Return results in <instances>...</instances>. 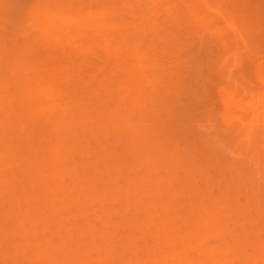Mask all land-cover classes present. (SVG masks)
Segmentation results:
<instances>
[{
  "label": "rangeland",
  "instance_id": "374dc122",
  "mask_svg": "<svg viewBox=\"0 0 264 264\" xmlns=\"http://www.w3.org/2000/svg\"><path fill=\"white\" fill-rule=\"evenodd\" d=\"M52 1L54 0L0 1V29L2 28V31L0 30V61H3L0 63V74H3L0 75V221L2 223H0V264H155L156 261L154 260L156 259H158V263L156 264H192L195 261H200V263H197L201 264L208 259H205L207 249H213L214 246L215 248H219L220 245L226 243H232V245L235 244L237 246V241H233L238 239V237H234L241 235V232L247 231V229L252 232L255 231V233L248 240L243 236L244 233L241 235L244 238L238 239V242L239 240L243 241L241 244L245 245L241 249L242 255H226L227 251L225 252V248H223L222 255L215 257L216 259L211 257L212 263L228 264L234 259L229 264H264V219L261 216L263 212L261 211L262 213H260V209L253 204L248 205L247 201L249 199L246 196L243 195L242 197V194L246 191L243 189L248 187H245V185L246 182L249 183L250 181H248V175L250 174H248V169L245 172L247 174L244 175L241 173L243 171L240 170L242 165H245L247 168L253 165L249 169V172L252 174V171L256 174V170L259 167H261L260 169L263 168L262 171H264V0H215L214 3L212 2L213 0H205V2L204 0H152L153 4L157 5V14L152 21H150L151 13L146 15V12L150 10L147 9V6L149 8L151 6V3L147 5L149 4V0H105L102 4L106 9H110V5L122 3L120 5L121 9H129L130 6L132 10L128 12L123 10L124 21L117 17V13L112 12L106 15V18L102 22L106 24L111 23V29L105 31L100 28L95 32L90 31L91 26L100 24L99 22H101L100 20L103 15H101L100 8L97 7V9L96 6L89 11L86 7L89 4H95L96 0H84L81 2L82 6L81 3H78L80 5H76V2H71L74 5L71 4L70 6L69 3L70 7H68V2L67 4L65 3L67 0H61L65 4L60 0ZM130 1L134 2L133 5L129 4ZM206 2L211 3L208 6ZM56 3L59 4L57 5ZM7 6L8 8L6 9ZM196 7L201 8L200 11ZM77 8L80 10L76 13L75 10ZM63 10H66L63 12L64 14L62 13ZM30 11H32L31 14L29 13ZM54 11H56L55 14ZM134 12L139 15L142 14L141 19L132 20ZM33 13L40 15L39 20L42 22L45 15H47L46 17L50 18L54 16V20H57V16H59V20L61 18L64 19V16L66 18L65 22H67L68 18L78 19L79 16V19L80 17L81 19H88L91 23L90 21L85 23L86 20H83L84 22L81 21L80 24L82 26H78V30L71 29L69 31L65 29V24L63 26L64 21H62L63 23L61 22L62 25L57 26L60 23L58 21L57 25L55 23V29L58 28L57 30L62 33L57 30L55 31L52 28L53 25L51 29L50 23H47L48 27L53 30H47L49 31L48 33L46 29L45 31L43 28L39 30V25L41 24L40 26H42V22L40 23L37 18L38 25L36 24V26L39 28L34 27V30L36 29L34 31L32 30L33 28H30L35 24L33 25L32 22H29L28 26L27 21L30 19L34 23V18L38 16L33 15ZM9 22H12L11 27H8ZM126 24L130 25V29H140L146 26V31H141L142 33H136L138 31L135 33L134 31L131 32L130 29H125ZM22 29H24L23 32ZM30 30L32 32L29 34ZM15 31L19 34L13 33ZM31 40L33 41L31 42ZM1 66L4 68H1ZM200 72L203 74H201L202 78L199 76ZM5 73L6 76L4 75ZM7 73H9V76ZM15 79L18 80L15 81ZM203 79L204 81H202ZM5 80L11 83V87L9 83L7 85V81L5 82ZM17 82H22L23 84L21 83L19 86L18 83V86L14 87L17 85ZM6 86L9 89L6 90ZM27 87H30L28 89L31 91V94L38 89H40V94L44 91V95L48 94L52 97L51 100L54 99L52 101L54 104H52L51 100H49L50 102L48 100V102L46 100L42 101V98L45 96L43 94V97L40 96L39 91H36V95L38 93V97H41L40 102H38L39 98H33L32 103L34 104L35 102L33 101L36 100V104L28 103V99L30 101L32 98H28L29 96H27L31 95L29 91L27 92ZM45 89H47V93ZM53 89L55 90L53 91ZM36 95L34 92V97ZM48 95L45 98L50 99ZM79 95L82 98L78 100L84 99L82 101L89 103L88 106L84 104L85 106L81 107L80 102L79 107L81 108L74 105ZM22 96L23 99L20 98ZM73 96H76V98L72 99ZM90 96L95 97H92L91 102L89 100L91 99ZM26 98L28 99L25 102L27 101L28 105L24 102ZM4 100L6 101L4 102ZM7 100H12L11 102L9 101L12 105H7ZM18 100H23L24 104ZM71 100L75 101H73L74 104H71ZM2 102L8 107L4 104L1 105ZM19 102L21 108H19ZM29 104L32 106L27 108L30 109L29 111L24 107L22 108L23 105L28 107ZM46 104L50 107L52 106V109L48 108L51 111L53 110L54 113L53 111L49 113L47 110L45 112ZM95 104L97 105L95 106ZM37 105L39 108H36ZM44 105L46 106L43 107ZM1 108L4 110L3 112ZM65 108L67 109L66 111ZM73 108L79 110L75 112ZM18 109H20L19 111L22 114ZM21 109L25 110L22 111ZM39 109L44 110V112ZM82 109L86 110L87 114L84 111L83 113ZM35 110H38L37 113L39 114H36ZM60 110L63 111L61 112ZM40 111L42 114H40ZM70 112L74 114L79 112V118L74 117V114H70ZM44 113L47 115L44 116ZM27 116L29 117L25 118ZM49 116L51 117L49 118ZM71 117L74 118L71 119ZM42 118L45 119L42 120ZM46 118L48 119L46 120ZM60 118L65 121L60 122L62 121ZM67 119L70 122H67V125H65ZM82 120H86V122L84 121L83 123ZM59 123H61L62 127L65 126L63 128L64 132ZM55 124L59 125V129ZM83 124L86 125L83 126ZM148 125L154 126L153 129H157L149 131L148 128L151 129V127ZM86 126L91 129H98L96 130L98 132L96 133L94 132L95 129L91 130L88 127L86 129ZM223 126L225 129H222ZM53 127H56V130L61 129V132L64 134L58 133L59 131H57V134L56 130L53 132ZM83 127L85 130L82 129ZM226 127L231 129V131L225 133ZM119 128L120 131H116ZM219 130L221 133L217 132ZM90 131L92 132L90 133ZM249 131L253 134L256 133L257 136L255 141L252 142L253 145L251 143L250 150L245 153L246 148L244 149L243 147L246 145L247 140L245 138ZM106 133L109 136H106ZM41 134H44L42 135L44 137L42 139ZM59 134L60 137L58 136ZM65 134L70 138L64 136ZM94 134L98 136H94ZM228 134L231 135L230 141L226 140L229 142L227 143L229 146L224 144L226 143L224 142V137ZM137 135L141 136L138 137ZM219 136L222 137L220 138ZM37 138L39 139L38 141ZM124 140H127L126 142L128 143ZM126 144L127 149L124 147ZM236 146L243 147L239 148L238 151H234L235 148L238 149ZM86 147L91 149L84 151ZM59 148L61 153L58 152V157H56L61 158V160H58L63 165L64 170L59 162V165L57 164L58 160L55 157V153L59 151ZM237 153H239L238 156ZM255 153L260 156L258 162L260 161L259 163L261 164L259 166L256 161H253V164L249 162L250 155L255 157ZM153 155L157 156H155L154 161L152 160L154 158ZM53 157H55L56 162ZM232 157L233 159L237 158L235 160L240 165L237 166L238 168L235 166L236 170L233 169L235 164L231 163L230 165L228 163V161L232 160ZM189 158L192 159L190 160ZM242 158L245 159L243 160ZM34 159L36 160L35 162ZM46 159L49 162L53 159L48 163V167ZM54 162L56 163V167L60 169L57 168L55 170L56 168L53 166ZM33 163L35 164L34 166ZM36 163L37 165L40 163L39 166L43 169L39 168ZM95 163L97 166H95ZM152 163L156 164L151 166ZM50 164H52V168H49L51 167ZM73 167H77L79 173ZM150 167H154V169ZM34 168L36 169L35 172H33ZM29 169H31V172ZM40 170L44 171L42 172V174L44 173L43 177L46 176L44 179H42ZM73 170H76V175L72 174L73 172L71 171ZM233 170L235 174L231 172ZM154 171L155 173H153ZM262 171L260 170V172ZM38 172L39 178L36 175ZM53 172L59 173L58 177L56 174L53 175ZM65 172L67 173L65 174ZM221 172L226 174L224 175ZM62 173L64 176L59 178ZM230 174L234 176L231 175V178L229 177ZM32 176L36 179L32 178ZM115 177L118 180H115ZM69 178H73V182ZM214 178L215 182L213 181ZM225 178L227 179L223 180ZM156 179L159 182H157V187H154ZM230 179H234L232 182H235V184L239 183V186H242V190L240 189L239 192V189H236L237 193H239L233 195V197L241 195V200L237 198L240 205L243 206L238 211L240 215L237 216L234 213L224 215L229 217L226 221L229 220L228 222L233 225L231 229H236L234 234H230L231 232H229L230 230L224 221L221 224L223 227L225 225V227H219V225L218 228L220 229H216V235L212 237L208 235L212 231H208L207 236H211L212 238L209 237L208 241L205 238V243L202 241L201 243L199 241L196 242L195 240L199 237L197 236L198 233L205 234L203 232L209 229L207 225L212 224L209 215L207 216V211L214 209V202L219 199L216 197L222 198L228 196L225 191L220 192V190L231 187L232 189L230 190L226 188L230 192L234 190L233 188H239L232 187L233 183H231ZM20 180L22 181L19 182ZM224 181L229 182L225 183ZM261 181L264 184V179ZM108 182L110 183L106 184ZM111 182L115 185L112 186ZM251 182L253 181L251 180ZM15 183L17 184L15 185ZM216 183H219V185L224 183L226 185L224 187L221 185V188L218 189V184ZM243 183L245 184L243 185ZM145 184L147 187L150 186L149 193ZM215 184L217 187H213ZM64 185H66V188H64ZM5 186H7L6 189H4ZM8 186L10 187L8 188ZM19 187H22V189ZM103 187L108 191L104 190ZM137 188L140 190H137ZM144 188L146 191H142ZM56 189L58 191L61 190L60 193H64L67 197L65 196L66 198L63 199L64 194L61 196L59 192L57 193ZM109 190L112 193L114 192L113 195ZM123 190H126L127 193ZM19 191L20 193H18ZM67 191L71 192V194H66L65 192ZM139 191L142 192L138 194ZM151 191H155L154 193L156 194L159 192L160 196L154 194L156 198L154 199L152 196L153 192ZM262 191L264 192V190ZM24 192L30 196L23 197L25 195ZM47 192L48 194H46ZM53 192L56 193L54 194ZM133 192L137 193L134 195ZM234 192L232 191V193ZM97 194L103 200L97 197ZM115 194H117V198H114L116 197ZM208 194L210 195L207 196ZM189 195L192 197L191 199L188 198ZM260 195L259 197H261ZM28 197H30V203L27 199ZM68 197L71 198L69 199ZM230 197L232 198V196ZM254 197L257 200L258 196ZM259 197L258 199H260ZM96 198L100 199L99 202ZM124 198H129L130 201L126 199L125 201ZM136 198L140 199L136 200ZM33 199H39V202L37 200L33 202ZM113 199L116 201L115 205H113ZM134 199L137 205L131 204L134 203L132 202ZM222 199H219L220 201L217 204L220 203V207L225 206L226 209L229 208L230 203L226 202V197ZM76 200L79 201L77 202L79 205L84 206L81 208L76 203ZM100 201H103V204ZM111 201L113 203H110ZM151 202L154 203L151 204ZM202 202L204 203L202 204ZM28 203L31 204L28 205L29 207L26 206ZM70 203L74 206L76 205V210L70 209ZM225 203H229L227 204L228 206ZM235 204L237 205V203H233V205ZM258 204L257 202L256 206ZM147 205L148 207H146ZM197 205H201V207H196ZM69 206L70 208H68ZM166 206L169 209V212L167 210L168 213L165 211L167 209ZM141 207H144V211L146 212H143ZM145 207L149 209V214L152 213L153 218H151V215L150 218H145L148 214V209L146 210ZM210 207L212 208L210 209ZM196 208H200L202 211L199 210L201 212H198ZM116 209L118 212L115 211ZM261 210L263 209L261 208ZM141 211L142 213L135 217L137 212L140 213ZM225 211L223 212L227 213ZM192 212H198V216L194 213L192 214ZM3 213H5V216ZM193 215L194 218H191ZM222 216L220 215L221 218ZM2 218L8 220V222L5 223V220ZM8 218L11 219L9 220ZM204 219L206 221L202 223L201 221H204ZM233 221L235 224H233ZM135 222H138L137 225ZM218 222L220 223L219 220ZM159 226H162V228H159ZM201 228L205 231L201 230ZM221 229L228 230L227 232L229 233L224 231L221 234ZM198 230L203 232H197ZM168 232L171 234L169 233L168 235ZM231 235H234L233 239ZM16 236L18 239H16ZM93 237L95 240H92ZM159 237L160 239L153 243L157 244L156 247L160 244L161 248H163L164 244L162 242H165V244L167 242L163 248V250H166V255H163L162 252L158 253L159 248L155 249L154 246L156 244L154 245L151 242L153 239H158ZM65 240L66 244L58 246L61 243H65L63 242ZM128 243L131 245V249H129L130 245L126 248L125 244ZM103 244L110 245L115 250L113 251L114 253H108V251H111V247L108 249ZM152 244L154 245V249L151 248ZM99 246L101 247L100 253ZM103 246L108 249L106 250L107 254L104 250L106 257L103 255V249H105ZM56 247L59 248L57 249ZM96 247L98 248V252L95 249ZM64 248L66 252L63 251ZM231 248L229 249L230 252L233 250ZM150 250L153 251L151 252ZM154 251L155 254L153 253ZM55 252L59 253V255H55ZM107 255L110 257V260L107 259L108 261L105 259ZM76 257L78 259H75ZM173 257H175L176 261H174ZM186 258H188L187 261H185ZM209 263L212 264L211 261Z\"/></svg>",
  "mask_w": 264,
  "mask_h": 264
},
{
  "label": "bare ground",
  "instance_id": "6f19581e",
  "mask_svg": "<svg viewBox=\"0 0 264 264\" xmlns=\"http://www.w3.org/2000/svg\"><path fill=\"white\" fill-rule=\"evenodd\" d=\"M0 1H1V0H0ZM23 1H24V0H23ZM28 1H31V0H28ZM38 1H40V0H38ZM43 1H44V0H43ZM45 1H46V0H45ZM54 1H55V0H54ZM54 1H52V2H54ZM60 1H61V0H60ZM82 1H84V0H69V1L67 0V1H65V3L67 4V2H68V7H70L72 3H75V2H76V5H77L78 3H81ZM92 1H94V0H92ZM103 1H105V0H96V3H95V4H89V5H87V7L84 6V7H86V8L88 9V11H89L91 8H94V6H96V8H97V7L100 8L101 13H102L101 15H103V16L101 17V20H100L101 22H99L100 24H94V25H92L90 31L95 32V31H97V30L100 29V28L103 29V30H105V31H108V30L111 29V26H112V25H110L111 23H110V24H106V23L102 22L103 19L106 18V17H105L106 15L111 14L112 12H114V13H117V17H118V18H120V19H122V20L124 21L125 17H124V15L122 14L123 10H125V11H127V12H128L129 10H132V8H131L130 6H129V9H128V8H127V9H121V8H120V7H121L120 5H121L122 3H117V4L110 5L111 8H110V9H106L105 7H103V4H102ZM132 1H133V0H132ZM132 1L129 2L130 5H133L134 2H132ZM167 1H168V0H167ZM207 1H209V0H207ZM210 1H211V0H210ZM14 2H16V0H14ZM61 2H62V1H61ZM71 2H72V3H71ZM154 2H155V1H154ZM204 2H205V0H204ZM212 2L214 3L215 0H213ZM33 3H34V2H33ZM36 3H37V2H36ZM46 3H47V2H46ZM46 3H45V4H46ZM62 3L65 4L64 1H63ZM62 3H60V4H61L62 6H64ZM69 3H70V6H69ZM93 3H94V2H93ZM148 3H149V4H147V3H146V4H147V5H150V3H151V6H150V8H149V6H147V9H148V10L150 9V10H149V11L147 10L148 12H146V15L151 13L150 21H152V20L155 18L156 14H157V13H156V12H157V8H156L157 5H154L152 0H149ZM167 3H168V2H167ZM193 3H194V1H193ZM207 3H208V6H209V4H210L211 2H206V4H207ZM1 4H2V3H1ZM13 4H14V3H13ZM15 4H16V3H15ZM38 4H39V2H38ZM41 4H42V3H41ZM47 4H48V3H47ZM50 4H51V3H50ZM56 4H57V3H56ZM58 4H59V3H58ZM58 4H57V5H58ZM152 4H153V5H152ZM206 4H205V6L207 7ZM10 5H11V4H10ZM27 5H28V3H27ZM29 5H30V4H29ZM72 5H74V4H72ZM78 5H80V4H78ZM83 5H84V4H83ZM92 5H93V6H92ZM101 5H102V6H101ZM34 6H35V5H34ZM34 6H33V7H34ZM49 6H50V5H49ZM49 6H48V7H49ZM51 6H52V5H51ZM81 6H82V3H81ZM81 6H80V7H81ZM200 6H202V5H200ZM10 7H11V6H10ZM18 7H19V6H18ZM54 7H55V5H54ZM54 7H53V8H54ZM65 7L67 8V6H65ZM65 7H64V8H65ZM80 7H79V8H80ZM159 7H160V6H159ZM159 7H158V8H159ZM202 7H203V6H202ZM7 8H8V6L6 7V9H7ZM20 8H21V7H20ZM20 8H19V9H20ZM27 8H28V7H27ZM42 8H43V7H42ZM66 8H65V9H66ZM81 8H82V7H81ZM81 8H80V9H81ZM86 8H85V9H86ZM98 8H97V9H98ZM155 8H156V9H155ZM196 8H197V10L199 9L198 7H196ZM16 9H17V8H16ZM24 9H25V8H24ZM70 9H72V8H70ZM73 9H74V8H73ZM80 9H79V10H80ZM160 9H161V8H160ZM200 9H201V8H200ZM200 9H199V11H200ZM202 9H205V8H202ZM10 10H11V9H10ZM52 10H53V9H52ZM54 10H55V9H54ZM68 10H69V8H68ZM77 10H78V8H77ZM77 10H75L76 13L79 12V10H78V11H77ZM82 10H83V9H82ZM91 10H92V9H91ZM158 10H159V9H158ZM11 11H12V10H11ZM16 11H17V10H16ZM35 11H36V10H35ZM40 11H41V10H40ZM43 11H44V9H43ZM57 11H58V10H57ZM65 11H66V10H65ZM65 11L63 10L62 13L65 12ZM71 11H72V10H71ZM203 11H204V10H203ZM12 12H13V11H12ZM24 12H25V11H24ZM31 12H32V11H30L29 13L31 14ZM44 12H46V11H44ZM47 12H48V11H47ZM55 12H56V11H54V14H55ZM83 12H84V11H83ZM83 12H82V13H83ZM144 12H145V11H144ZM9 13H10V12H9ZM37 13H38V12H37ZM48 13H49V12H48ZM50 13H51V12H50ZM52 13H53V11H52ZM66 13H67V12H66ZM70 13H71V12H70ZM76 13H75V14H76ZM203 13H204V12H203ZM17 14H18V13H17ZM38 14H39V13H38ZM38 14L33 13V15L38 16V17H35V16H34V17H35L34 19H35V21H36V19L38 18V21H40V23H41L42 21L39 20V18H40L39 16H40V15H38ZM40 14H41V13H40ZM43 14H44V13H43ZM43 14L41 15V17L43 16ZM46 14H47V13H46ZM58 14H59V13H58ZM58 14H56V15H58ZM63 14H64V13H63ZM72 14H73V12H72ZM79 14H81V13H79ZM136 14H137V15H136ZM144 14H145V13H144ZM6 15H7V14H6ZM8 15H9V14H8ZM24 15H25V14H24ZM27 15H29V14L27 13ZM61 15H62V14H61ZM76 15H78V14H76ZM81 15H82V14H81ZM84 15H85V13H84ZM29 16H30V15H29ZM31 16H32V15H31ZM46 16H47V15H45L44 21L42 22V26H44V27L40 26L41 24L39 23V24H40V25H39L40 28H39L38 26H36V24H37L38 21H36V23H35V21H34V23H33V21H30V19H29V20H27V21H28V26H29V22H32L33 25L35 24L33 27L31 26V28H30V27H29V28H30V29L33 28L32 30H34V27L39 28V30H40L41 28H43L44 31H45V29H46V32L49 33V31H47V30H49V29L51 28L52 25H53L52 28H54V30L56 31L58 28L55 29V26L58 24V21H59L60 23H59L57 26H59L60 24L62 25V23H63L62 21H64L63 26H64V24H65V26H64L65 29L71 31V29H72V30H73V29L76 30L77 28H79L78 26H80V25L82 26V24H80L81 21L86 20V19H81V17H80V19H79V16H78V19H77V18H76V19H74V18H72V19H71V18H68L69 20L67 19V22H65V19H66V18H65L64 16H63L64 19H62V18L60 19L61 21L58 19L59 16L56 17L57 20H54V19H53V18H55L54 16H53V18L46 17ZM48 16H49V15H48ZM50 16H51V15H50ZM65 16H66V14H65ZM142 16H143L142 14L139 15L138 13L134 12L133 15H132V20H136V19L139 20V19H141ZM6 17H7V16H6ZM18 17H19V16H18ZM61 17H62V16H61ZM103 17H104V18H103ZM85 18H86V17H85ZM13 19H14V18H13ZM21 19H22V18H21ZM34 19H32V20H34ZM17 20H18V19H17ZM42 20H43V17H42ZM87 21H90V20L87 19L85 23H88ZM61 22H62V23H61ZM78 22H79V23H78ZM83 22H84V21H83ZM7 23H8V22H7ZM9 23H10V22H9ZM11 23H12V22H11ZM11 23L8 24V27L11 25ZM22 23H23V22H22ZM22 23H21V24H22ZM47 23H50V28L48 27L49 25H48ZM55 23H56V25H55ZM90 23H91V21H90ZM107 23H108V22H107ZM32 24H31V25H32ZM43 24H44V25H43ZM83 24H84V23H83ZM17 25H18V24H17ZM19 25H20V24H19ZM37 25H38V24H37ZM85 25H86V24H85ZM20 26H21V25H20ZM26 26H27V25H26ZM10 27H11V26H10ZM14 27H16V26H14ZM18 27H19V26H18ZM46 27H47L48 29H47ZM60 27H61V26H60ZM21 28H22V27H21ZM52 28H51V29H52ZM61 28H62V27H61ZM233 28H234V27H233ZM233 28H232V29H233ZM1 29H2V28H1ZM1 29H0V30H1ZM3 29H4V28H3ZM5 29H6V28H5ZM9 29H10V28H9ZM15 29H16V28H15ZM51 29H50V30H51ZM125 29L129 30V29H130V25H129V24H126V25H125ZM140 29H141V30H140ZM140 29H137V28H136V29H130V31H131V32L134 31V33H135L136 31H138V32H136V33H139V32H141V31L144 32V31H146V26H143V27H141ZM23 30H24V29H22V32H23ZM25 30H27V29H25ZM39 30H37V31H39ZM67 30H66V31H67ZM77 30H78V29H77ZM1 31H2V30H1ZM9 31H12V30H9ZM13 31H14V30H13ZM34 31H36V29H35ZM41 31H42V30H41ZM41 31H40V32H41ZM51 31H53V30H51ZM57 31H58V30H57ZM62 31H63V29H62ZM5 32H6V31H5ZM24 32H25V31H24ZM31 32H32V31L30 30L29 34H30ZM58 32H61V31H58ZM13 33H18V32L15 31V32H13ZM41 33H43V32H41ZM53 33H54V32H53ZM61 33H62V32H61ZM141 33H142V32H141ZM18 34H19V33H18ZM32 34H33V33H32ZM58 34H59V33H58ZM65 34H67V33H65ZM3 35H4V34H3ZM51 35H52V33H51ZM56 35H57V34H56ZM56 35H55V36H56ZM59 35H60V34H59ZM63 35H64V34H63ZM35 36H36V35H35ZM53 36H54V35H53ZM36 37H37V36H36ZM32 38H33V37H32ZM32 38H31V39H32ZM38 38H39V37H38ZM23 40H24V39H23ZM25 40H26V38H25ZM38 40H39V39H38ZM40 40H41V39H40ZM26 41H27V40H26ZM29 41H30V40H29ZM32 41H33V40H31V42H32ZM22 42H23V41H22ZM27 42H28V41H27ZM35 42H37V41H35ZM31 44H33V43H31ZM25 45H26V44H25ZM3 46H4V45H3ZM28 46H29V45H28ZM5 47H6V46H5ZM23 47H24V46H23ZM16 48H17V47H16ZM18 48H19V47H18ZM2 50H3V49H2ZM8 50H9V49H8ZM22 50H23V49H22ZM24 51H25V50H24ZM4 53H5V52H4ZM11 53H12V52H11ZM14 53H15V52H14ZM6 54H7V53H6ZM19 54H20V53H19ZM21 54H22V53H21ZM17 55H18V54H17ZM2 57H3V56H2ZM15 58H16V57H15ZM15 58H14V59H15ZM4 59H5V58H4ZM7 59H8V58H7ZM16 59H17V58H16ZM1 62H3V61H0V63H1ZM6 62H7V60H6ZM6 62H5V63H6ZM9 63H10V62H9ZM3 65H4V64H3ZM6 67H7V66H6ZM1 68H4V67L1 66ZM10 69H11V68H10ZM4 70H5V69H4ZM7 71H8V70H7ZM2 73H4V72H2ZM7 74H8V76H9V73H7ZM199 74H200V75H199ZM199 74H198V75L201 76L202 73L200 72ZM0 75H3V74H0ZM4 75L6 76V73H5ZM202 75H203V74H202ZM5 76H4V77H5ZM199 76H198V77H199ZM53 77H54V76H53ZM202 77H203V76H201V78H202ZM15 78H16V77H15ZM54 78H55V77H54ZM56 78H57V77H56ZM20 79H21V78H20ZM17 80H18V79H17ZM17 80L15 79V81H17ZM6 81H7V80H5V82H6ZM9 81H10V79H9ZM12 81H13V80H12ZM20 81H22V80H20ZM202 81H204V79H203ZM2 82H3V81H2ZM2 82H1V83H2ZM22 82H24V81H22ZM22 82H17V85H15V86L13 85V86H14V87L18 86V83H19V86H20ZM8 83H9V82L7 81V85H8ZM14 83H15V82H14ZM10 84H11V83H9V86H10ZM22 84H23V83H22ZM54 86H55V85H54ZM6 87H7V88H6ZM6 87H5L6 90L9 89L8 86H6ZM10 87H11V86H10ZM52 87H53V85H52ZM28 88H30V87H27V92L29 91ZM54 88H55V87H54ZM97 88H98V87H97ZM31 90H32V89H31ZM39 90H40V89L34 91V92H35V95H36V91L38 92ZM45 90H46V93H47V89H45ZM54 90H55V89H53V91H54ZM41 91H42V90H41ZM50 91H51V90H50ZM24 92H25V90H24ZM34 92H32V94H31V91H29V94H31L32 97H31V95H27V96H29L28 98H32V99L29 101V99L26 98V99H24V102H25V100L28 99V103H32L33 98H34V99H36V98L38 99V98H39L38 102H40V99H41L40 96H42V94L44 95V93H43L44 91H42L41 94H40V91H39V94H40L39 97H38V93H37V95H36L37 97H36V96L34 97ZM52 93H53V92H52ZM52 93H51V94H52ZM100 93H101V91H100ZM100 93H99V94H100ZM24 94H25V93H24ZM27 94H28V93H27ZM47 95H48V94H47ZM47 95H44V96L47 97ZM89 95H90V94H89ZM89 95H87V96H89ZM91 95H92V94H91ZM94 95H95V94H94ZM25 96H26V95H25ZM25 96H24V98H25ZM27 96H26V97H27ZM48 96H49V95H48ZM96 96H97V94H96ZM42 97H43V96H42ZM45 97L42 98V101H43V100H46V102H48L49 100L52 99V97H50V96H49L50 99H47V98H45ZM77 97H78V96H77ZM92 97H94V96H92ZM92 97L90 96L91 99H89V97H88V99L90 100V102H91V100H92ZM20 98L23 99V96L20 97ZM44 98H45V99H44ZM70 98H71V97H70ZM73 98H76V96H75V97L73 96L72 99H73ZM79 98H82V97H80V95H79V97L77 98V100L74 99V100H76L77 102H75V101L73 100L76 104H74V102L71 100V101H72L71 104L73 103L76 107H77V106L79 107L80 105H81V107H82V106H85V105L88 106L89 103H87L86 101L83 102L82 100H84V99H82V100H81V99L78 100ZM94 98H95V97H94ZM47 100H48V101H47ZM89 100H88V101H89ZM93 100H94V99H93ZM5 101H6V100H4V102H5ZM9 101L11 102L12 100H7V102H8L7 105H12ZM18 101H20V100H18ZM21 101H22V102H21ZM21 101H20V102H21L22 104H24L23 100H21ZM52 101H54V99L51 100V102H52ZM138 101H139V100H138ZM0 102H1V100H0ZM20 102L18 103V105L20 104ZM33 102H35V103H34V104L32 103V104L35 105V104H36V100H34ZM38 102H37V103H38ZM44 102H45V101H44ZM49 102H50V101H49ZM62 102H63V101H62ZM62 102H61V103H62ZM79 102H80L81 104H80ZM82 102H83V104H82ZM93 102H94V101H93ZM9 103H10V104H9ZM25 103H27V101H26ZM28 103H27L26 105H28ZM3 104H4V103L2 102L1 105H3ZM52 104H54V102H52ZM77 104H78V105H77ZM79 104H80V105H79ZM84 104H85V105H84ZM142 104H143V103H142ZM4 105L6 106V104H4ZM46 105H47V107H46L44 110H45V112H46V110H47V111L50 113V111H51L50 109H52V106L50 107L48 104H46ZM46 105H44L43 107H45ZM60 105H61V104H60ZM96 105H97V104H95V106H96ZM5 106H4V109H5ZM16 106H17V105H16ZM20 106H21V104L19 105V108H21ZM30 106H31V104H29L28 107H27V106L25 107V106L23 105L22 108L24 107L25 109H27V108H29ZM41 106H42V105H41ZM57 106H58V105H57ZM57 106H56V107H57ZM68 106H69V105H68ZM70 106H72V105H70ZM75 106H74V107H75ZM1 107H2V106H1ZM6 107H8V106H6ZM31 107H32V106H31ZM37 107L39 108L38 105L36 106V108H37ZM48 107H49L50 109H49ZM72 107H73V106H72ZM72 107H71V108H72ZM81 107H79V108H81ZM2 108H3V107H2ZM2 108H1V109H2ZM10 108H11V107H10ZM33 108H34V107H33ZM83 108H84V107H83ZM13 109L15 110L14 107H13ZM25 109H23V110L21 109V110L24 111ZM34 109H35V108H34ZM42 109H43V108H42ZM42 109H39V110H41V111L44 112V110H42ZM73 109H74V108H73ZM85 109H86V108H85ZM14 110H13V111H14ZM19 110H20V109H18V111H19ZM27 110L29 111L30 109H27ZM27 110H26V112H27ZM31 110H32V108H31ZM63 110H64V109H63ZM63 110H60V111L62 112ZM66 110H67V109L65 108V111H66ZM68 110H69V108H68ZM71 110H72V109H71ZM74 110H75V112H76L77 108H75ZM74 110H73V112H74ZM78 110H79V109H78ZM78 110H77V111H78ZM3 111H4V110L2 109V112H3ZM16 111H17V110H16ZM33 111H34V110H33ZM37 111H38V110H35L36 114H39V113H37ZM41 111H40V114H42ZM52 111H53V110H52ZM52 111H51V112H52ZM81 111L83 112L84 110L82 109ZM81 111H80V113H81ZM88 111H89V110H88ZM19 112H21V111H19ZM19 112L17 113V117H18ZM68 112H69V111H68ZM73 112H70V114L73 113ZM84 112H85V114H87V113H86V110H85ZM84 112H83V113H84ZM31 113L33 114V112H31ZM53 113H54V111H53ZM78 113H79V112H78ZM78 113H75L76 115L73 113V114H74L73 116H74V117L76 116L77 118H79L80 115L78 116ZM88 113H89V112H88ZM21 114H22V112H21ZM34 114H35V113H34ZM67 114H68V113H67ZM26 115H28V113H26ZM29 115H31V114L29 113ZM46 115H47V114H46ZM46 115H45V113H44V116H46ZM38 116H39V115H38ZM44 116H43V117H44ZM56 116H57V115H56ZM65 116H66V115H65ZM71 116H72V115H71ZM133 116H134V115H133ZM19 117H21V116L19 115ZM28 117H29V116H27V117H25V118H28ZM30 117H32V116H30ZM50 117H51V116H49V118H50ZM66 117H68V116H66ZM74 117H71V119L74 118ZM83 117H84V116H83ZM83 117H82V118H83ZM142 117H143V115H142ZM146 117H147V116H146ZM82 118H80V119H82ZM134 118H135V117H134ZM138 118H140V117L138 116ZM33 119H34V118H33ZM43 119H45V118H42V120H43ZM47 119H48V118H46V120H47ZM60 119H62V118H60ZM64 119H66V118L64 117ZM64 119H62V121H60V122L65 121ZM68 119H70V118H68ZM68 119H67V120H68ZM80 119H79V120H80ZM34 120H35V119H34ZM36 120H37V119H36ZM46 120H45V121H46ZM52 120H53V119H52ZM54 120H56V119H54ZM67 120H66V124H65V125H67V122H70V120H68V121H67ZM73 120H74V119H73ZM73 120H72V121H73ZM140 120H141V119H140ZM180 120H181V119H180ZM32 121H33V120H32ZM37 121H38V120H37ZM58 121H59V119H58ZM75 121H77V120L75 119ZM84 121L86 122V120H84ZM84 121L82 120L83 123H84ZM38 122H39V121H38ZM38 122H37V123H38ZM52 122H54V121H52ZM147 122H148V121H147ZM150 122H151V121H150ZM22 123H23V122H22ZM56 123H57V122H56ZM90 123H93V122H90ZM144 123H145V122H144ZM33 124H34V123H33ZM59 124H60V126H61V123H59ZM62 124H63V123H62ZM68 124H69V123H68ZM94 124H95V122H94ZM146 124H147V123H146ZM148 124H149V123H148ZM55 125H56V124H55ZM69 125H70V124H69ZM85 125H86V124H83V126H85ZM91 125H92V124H91ZM150 125H151V123H150ZM153 125H154V123H153ZM153 125H152V126H153ZM155 125H157V124H155ZM6 126H7V125H6ZM17 126H18V125H17ZM48 126H49V124H48ZM89 126H90V125H89ZM148 126H149V125H148ZM21 127L23 128V126H21ZM21 127H20V128H21ZM50 127L52 128L51 125H50ZM56 127L59 129V125H56ZM56 127H53V128H54V129H53V132L56 130ZM87 127H88V126H86V129H87ZM149 127H151V126H149ZM153 127H154V126H153ZM153 127H151V129L148 128V130L150 131V130H155V129H157V128L153 129ZM155 127H156V126H155ZM158 127H159V126H158ZM22 128H21V129H22ZM25 128H26V127H25ZM51 128H50V129H51ZM61 128H62V130H63V128H65V126H63V127L61 126ZM88 128H89V127H88ZM96 128H97V127H96ZM124 128H126V127H124ZM223 128H224V126L222 127V129H223ZM229 128H230V127H229ZM15 129H16V128H15ZM82 129H84V127H83ZM89 129H91V128H89ZM92 129H95V128H92ZM92 129H91V130H92ZM100 129H101V128H100ZM134 129H135V128H134ZM136 129H137V128H136ZM224 129H225V128H224ZM226 129H227V130L224 131L225 133H228V131H229V132L231 131V129H228V127H226ZM3 130H4V129H3ZM7 130H8V129H7ZM51 130H52V129H51ZM84 130H85V129H84ZM96 130H98V129H95L94 132H96ZM122 130H123V129H122ZM126 130H127V128H126ZM148 130H147V132H148ZM20 131H21V130H20ZM49 131H50V130H49ZM57 131H59L58 133H60V132H61V129H60V130H56V133H57ZM116 131L119 132V131H120V128H119V130L117 129ZM135 131H136V130H135ZM141 131H142V130H141ZM3 132H5V131H3ZM17 132H18V131H17ZM63 132H64V130H63ZM82 132H83V131H82ZM91 132H92V131H90V133H91ZM94 132H93V133H94ZM97 132H98V131H97ZM97 132H96V133H97ZM127 132H128V131H127ZM217 132L221 133L220 130L217 131ZM217 132H216V134H217ZM7 133H8V132H7ZM7 133H6V134H7ZM43 133H44V132H43ZM49 133H50V132H49ZM58 133H57V134H58ZM61 133H62V132H61ZM61 133H60V134H61ZM87 133H89V132H87ZM90 133H89V134H90ZM96 133H95V134H96ZM103 133H104V132H103ZM107 133H108V132H107ZM107 133H106V136H109ZM115 133H116V132H115ZM138 133H139V132H138ZM148 133H149V132H148ZM4 134H5V133H4ZM45 134H46V133H45ZM57 134H56V135H57ZM60 134L58 135L59 137H60ZM62 134H64V133H62ZM85 134H86V133H85ZM95 134H94V136H98V135H95ZM120 134H122V133H120ZM120 134H119V135H120ZM136 134H137V133H136ZM144 134H145V133H144ZM150 134H151V132H150ZM222 134H223V132H222ZM39 135H40V134H39ZM42 135H44V134H41V139L44 138V137H42ZM148 135H149V134H148ZM148 135H147V136H148ZM223 135H225V134H223ZM223 135H222V136H223ZM2 136H3V134H2ZM64 136H66L67 138L69 137V136H67L66 134H65ZM86 136H87V135H86ZM115 136H116V134H115ZM117 136H118V135H117ZM122 136H123V135H122ZM122 136H121V137H122ZM137 136H138V135H137ZM137 136H136V137H137ZM139 136H141V135H139ZM139 136H138V137H139ZM222 136H221V137H222ZM230 136H231V135L228 134L226 137H224V138H225L224 142H226V143H224V144L229 143V142H227L226 140L230 141ZM256 136H257L256 133L253 134V133H250V131L246 134V138H245V139L247 140V141H246V145H245L244 147L242 146L244 149L246 148V149H245V153H246L248 150H250V149H249V148H251L250 145H251L252 142L255 141ZM5 137H6V136H5ZM36 137H37V136H36ZM36 137H35V138H36ZM45 137H46V136H45ZM59 137H58V138H59ZM88 137H89V136H88ZM88 137H87V138H88ZM219 137H220V136H219ZM221 137H220V138H221ZM233 137H234V136H233ZM64 138H65V137H64ZM69 138H70V137H69ZM119 138H120V137H119ZM140 138H141V137H140ZM142 138H143V137H142ZM220 138H219V139H220ZM46 139H47V138H46ZM82 139H83V137H82ZM114 139H115V138H114ZM38 140H39V139L37 138V141H38ZM43 140H45V139H43ZM61 140H62V139H61ZM64 140H65V139H64ZM86 140H87V139H86ZM141 140H142V139H141ZM141 140H140V141H141ZM222 140H223V138H222ZM222 140H221V141H222ZM233 140H234V139H233ZM0 141H1V140H0ZM5 141H6V140H5ZM41 141H42V140H41ZM66 141H67V139H66ZM66 141H65V142H66ZM84 141H85V139H84ZM84 141H83V142H84ZM88 141H89V140H88ZM124 141H125V140H124ZM126 141H127V140H126ZM126 141H125V142H126ZM138 141H139V140H138ZM67 142H69V141H67ZM75 142H76V141H75ZM78 143H79V142H78ZM94 143H95V142H94ZM126 143H128V142H126ZM230 143H231V142H230ZM3 144H4V143H3ZM40 144H41V143H40ZM42 144H43V143H42ZM58 144H59V143H58ZM79 144H80V143H79ZM6 145H7V144H6ZM8 145H9V144H8ZM72 145H73V144H72ZM99 145H100V143H99ZM123 145H124V143H123ZM227 145H228V144H227ZM237 145H239V144H237ZM252 145H253V143H252ZM4 146H5V145H4ZM9 146H10V145H9ZM57 146H58V145H57ZM80 146H81V145H80ZM228 146H229V145H228ZM232 146H234V145L232 144ZM2 147H3V145H2ZM21 147H22V146H21ZM38 147H39V146H38ZM67 147H68V145H67ZM89 147H90V146H89ZM124 147H126L125 149H127V144H126V146H124ZM128 147H129V146H128ZM236 147H237L238 149H236V148L234 147V148H235V149L233 148L234 151H236V150L238 151L239 148H240V149L242 148L241 146H236ZM5 148H6V147H5ZM5 148H4V149H5ZM33 148H34V147H33ZM60 148H61V147H60ZM60 148H59V151H57L56 153L54 152V153H55V157H56V156L58 157V152H60ZM224 148H225V147H224ZM230 148H231V145H230ZM0 149H1V146H0ZM21 149H22V148H21ZM67 149H68V148H67ZM89 149H91V148H89ZM89 149L86 147V149H85L84 151H87V150H89ZM227 149L229 150L228 147H227ZM233 149H232V151H233ZM244 149H243V150H244ZM6 150H7V149H6ZM23 150H24V149H23ZM56 150H57V149H56ZM81 150H82V149H81ZM97 150H98V149H97ZM19 151H20V150H19ZM19 151H18V152H19ZM66 151H68V150H66ZM210 151H212V150H210ZM226 151H227V150H226ZM16 152H17V151H16ZM20 152H21V151H20ZM62 152H63V151H62ZM228 152H229V151H228ZM230 152H231V151H230ZM256 152H257V151H256ZM5 153H6V152H5ZM60 153H61V152H60ZM66 153H67V152H66ZM75 153H76V152H75ZM240 153H241V152H240ZM248 153H249V152H248ZM22 154H23V153H22ZM56 154H57V155H56ZM82 154H85V153H82ZM150 154H151V153H150ZM225 154H226V153H225ZM241 154H242V153H241ZM24 155H25V154H24ZM24 155H23V156H24ZM28 155H29V154H28ZM53 155H54V154H53ZM70 155H71V154H70ZM76 155H77V154H76ZM78 155H79V154H78ZM85 155H86V154H85ZM147 155H148V154H147ZM151 155H152V154H151ZM227 155H228V154H227ZM231 155H232V153H231ZM238 155H239V153H237V156H238ZM247 155H248V154H247ZM249 155H250V154H249ZM252 155L254 156L253 152H252ZM256 155H257V157H256ZM10 156H11V155H10ZM15 156H16V155H15ZM17 156H18V155H17ZM92 156H93V155H92ZM149 156H150V155H149ZM153 156H154V155H153ZM153 156H151V157H153ZM155 156H156V155H155ZM155 156H154V158L152 159L153 161H154V159L157 157V156H156V157H155ZM234 156H235V154H234ZM241 156H243V155H241ZM253 156L250 155V157H249V162L253 164V161H254V162L256 161V162L258 163V166H259V164H261V163H259L260 161L258 162L259 157H260L259 154H256V153H255V157H256V158L253 157ZM55 157H53V158H54V161H55L56 159H57V160L59 159V158H57V157H56V159H55ZM80 157H82V156H80ZM90 157H91V155H90ZM147 157H148V156H147ZM239 157H240V156H239ZM244 157H245V156H244ZM247 157H248V156H247ZM247 157H246V159H248ZM5 158H6V157H5ZM20 158H21V157H20ZM23 158H24V157H23ZM30 158H31V157H30ZM0 159H1V158H0ZM50 159H51V158H50ZM148 159H149V158H148ZM189 159L191 160L192 158H189ZM223 159H224V158H223ZM227 159H228V158H227ZM231 159H232V160H231L230 162L227 160L228 163H229L230 165H231V163H232L233 165L235 164L233 169H235V166H236V168H238L237 166H240V165H239V163L235 160V159H237V158L233 159V157H232ZM242 159H243V158H242ZM244 159H245V158H244ZM244 159H243V160H244ZM18 160H19V159H18ZM46 160H47V159H46ZM52 160H53V159H52ZM52 160H50V162H51ZM59 160H61V158H60ZM59 160L57 161V164H58V162H59V164L61 163ZM63 160H64V159H63ZM63 160H62V161H63ZM173 160H174V159H173ZM211 160H212V159H211ZM238 160H239V159H238ZM35 161H36V160L34 159V162H35ZM66 161H67V160H66ZM116 161H117V160H116ZM119 161H120V160H119ZM233 161H234V162H233ZM6 162H8V161H6ZM37 162H38V161H37ZM39 162H40V161H39ZM46 162H47V167H48V163H50V162H49L48 160H47ZM46 162H45V163H46ZM55 162H56V161H55ZM55 162H54V165H53V166H55V168H56L55 170H57V168H59V167H56V163H55ZM94 162H95V161H94ZM169 162H170V161H169ZM244 162H245V161H244ZM42 163H43V162H42ZM52 163H53V162H52ZM83 163H84V162H83ZM108 163H109V162H108ZM108 163H107V164H108ZM150 163H151V162H150ZM173 163H174V162H173ZM246 163H247V162H246ZM246 163H245V164H246ZM18 164H19V163H18ZM21 164H22V163H21ZM59 164H58V165H59ZM64 164H65V163H64ZM86 164H87V163H86ZM89 164H90V163H89ZM115 164H116V163H115ZM117 164H118V163H117ZM152 164H153V163H152ZM152 164H151V166H154L156 163L153 164V165H152ZM192 164H193V163H192ZM225 164H226V163H225ZM255 164H256V163H255ZM255 164H254V165H255ZM29 165H30V164H29ZM34 165H35V164L33 163V166H34ZM36 165H37V163H36ZM39 165H40V163H39ZM39 165H37V166L40 168L41 166H39ZM45 165H46V164H45ZM50 165H51V167H49V168H52V167H53L52 164H50ZM50 165H49V166H50ZM60 165H62V164H60ZM75 165H76V164H75ZM90 165H91V164H90ZM92 165H93V164H92ZM190 165H191V164H190ZM194 165H195V164H194ZM205 165H208V164H205ZM250 165H251V164H250ZM20 166H21V165H20ZM33 166H32V167H33ZM73 166H74V165H73ZM95 166H97L96 163H95ZM149 166H150V165H149ZM149 166H148V167H149ZM223 166H225V165H223ZM252 166H253V165H252ZM252 166H249V168H247L245 165H242V166L240 167V170L243 171V172H241V171H240V172L243 173V175H244V174H247V173H245V172L247 171V169H248V174H250V175H248V177H249L248 181L250 180L249 183L245 181V182H246L245 187H247V186H248V187H247L246 189H245V188L243 189V190H246V191H244L245 193L242 194V197H243V195H244V196H246V198H248V199L250 200V201H249V200L247 199V200H248V201H247V202H248V205L253 204L255 207H257L258 209H260V213L263 212V213L261 214V216H262V218L264 219V216H263V215H264V199H263V198H264V195H263L264 192L262 191V190H264V188H262V187H264V184L262 183L263 181H261V180L264 179V171H262L263 168L260 169L261 167H259V168L256 170V171H257L256 174H254V173H255L254 171H252V172H253V174H252L251 172H249V171H250L249 169H250V167H252ZM262 166H263V165H262ZM7 167H9V166H7ZM7 167H6V168H7ZM61 167H62V169H63V165H62ZM83 167H84V166H83ZM148 167H147V168H148ZM158 167H160V166L158 165ZM214 167H215V166H214ZM256 167H257V166H256ZM35 168H36V166H35ZM35 168H34V169H35ZM45 168H46V167H45ZM65 168H66V167H65ZM71 168H72V167H71ZM71 168H70V169H71ZM78 168H79V164H78ZM78 168H77V167H73V169H77V170H78ZM87 168H88V167H87ZM150 168H151V167H150ZM152 168L154 169V167H152ZM152 168H151V169H152ZM26 169H27V168H26ZM41 169H43V168L41 167ZM46 169H47V168H46ZM46 169H45V170H46ZM59 169H60V168H59ZM156 169H157V168H156ZM156 169H155V170H156ZM191 169H192V168H191ZM202 169H203V168H202ZM23 170H24V169H23ZM30 170H31V169H29V171H30ZM32 170H33V168H32ZM37 170H38V169H37ZM63 170H64V169H63ZM105 170H106V169H105ZM114 170H115V169H114ZM147 170H148V169H147ZM157 170H159V169H157ZM157 170H156V171H157ZM188 170H189V169H188ZM219 170H220V169H219ZM223 170H224V169H223ZM235 170H236V169H235ZM260 170H261L262 172H260ZM24 171H25V170H24ZM35 171H36V169H35L33 172H35ZM58 171H59V170H58ZM82 171H83V170H82ZM86 171H87V170H86ZM96 171H98V169H96ZM151 171H153V170H151ZM210 171H213V170H210ZM210 171H209V172H210ZM221 171H222V170H221ZM229 171H230V170H229ZM30 172H31V171H30ZM30 172H29V173H30ZM40 172H41V174H42V172H44V171H41V170H40ZM55 172H57V171H55ZM55 172H53L54 174H53V173H52V174L55 175V174H56ZM61 172H62V171H61ZM61 172H60V173H61ZM67 172H68V171H67ZM67 172H65V174H66ZM71 172H73L72 174H75V173L77 174L76 170H73V171H71ZM87 172H88V171H87ZM102 172H103V171H102ZM102 172H100V173H102ZM108 172H109V171H108ZM149 172H150V169H149ZM149 172H148V174H150ZM204 172H205V171H204ZM216 172H217V171H216ZM219 172H220V171H219ZM226 172H227V171H226ZM231 172L235 174L234 170L231 171ZM237 172H238V171H237ZM47 173H48V171H47ZM78 173H79V170H78ZM100 173H98V174L101 175ZM111 173H112V172H111ZM146 173H147V172H146ZM153 173H155V171H154ZM192 173H194V172H192ZM221 173H222V172H221ZM27 174H28V173H27ZM34 174H35V173H34ZM43 174H44V173H43ZM43 174H42V179H44V178L46 177V176L43 177ZM58 174H59V173H58ZM58 174H56L57 177H58ZM72 174H71V175H72ZM76 174H75V175H76ZM94 174H96V173H94ZM104 174H105V173H104ZM104 174H103V175H104ZM222 174H224V173H222ZM225 174H226V173H225ZM225 174H224V175H225ZM28 175H29V174H28ZM28 175H27V176H28ZM36 175H37V178L40 177V176H39V172L36 173ZM61 175H62V176H61ZM61 175H60L59 178H62V177L64 176L63 173H62ZM75 175H74V177H75ZM86 175H87V174H86ZM151 175H152V174H151ZM187 175H189V174H187ZM191 175H193V174H191ZM231 175H233V174H230L229 177H231ZM237 175H238V174H237ZM29 176H30V175H29ZM38 176H39V177H38ZM104 176H105V175H104ZM143 176H144V175H143ZM212 176H213V175H212ZM227 176H228V173H227ZM233 176H234V175H233ZM253 176H254V177H253ZM25 177H26V176H25ZM71 177H72V176H71ZM105 177H106V176H105ZM235 177H236V176H235ZM32 178H34V177L32 176ZM75 178H76V177H75ZM85 178H86V177H85ZM115 178H116V177H115ZM150 178H151V177H150ZM231 178H232V177H231ZM34 179H36V178H34ZM34 179H33V180H34ZM42 179H41V180H42ZM69 179H70V178H69ZM71 179H72V182H73L74 179H73V178H71ZM71 179H70V180H71ZM108 179H109V178H108ZM153 179H154V178H153ZM226 179H227V178H225V179H223V180H226ZM234 179H235V178H234ZM234 179H232V180H234ZM1 180H2V179H1ZM22 180H23V179H22ZM22 180H20L19 182H21ZM25 180H27V179H25ZM105 180H106V178H105ZM115 180H118V179L116 178ZM115 180H114V181H115ZM146 180H147V179H146ZM146 180H145V181H146ZM148 180H149V178H148ZM161 180H162V179H161ZM211 180H212V178H211ZM214 180H215V178L213 179V181H214ZM216 180H218V179L216 178ZM232 180L230 179L231 183H233L232 187H239V188H233L234 190H232V191H235L234 193H232V191L229 192V190L232 189L231 187H230V188L226 187V188H228L229 190L226 189V188H225V190H220V192L225 191L226 195H228V196H225V193H224V196L226 197V199H227V197H229L228 199H229L230 201L227 199L228 201L226 200V202H229L230 204H229V203H225L226 205H227V204L230 205V206L227 205L229 208L226 209L225 206H224V207H220V206H221L220 203L217 204V202L220 201L219 199H222V198H225V197H222V198H220V197H216V198H219V199H217V201L215 200L216 198L214 199V200L216 201V202H214V209L207 211V210L204 208V210H206L207 213H208L207 216L209 215L210 219L212 220V224H211V225H207L209 229L206 230V232H203V231H205V230H203L202 228H201V230H203V231H199V230L197 231V232H203V233H205L206 235H205V234H201V233L199 234V233H198L197 236H199V237H197V240L194 239L196 242L199 241V242L201 243V241H202L203 243H205L206 240L208 241V239H210L209 237H211V236L213 237L214 235L217 234L216 229H220V228H218L219 225H220L219 227H221V226L223 227V225H222L221 223L224 222V221H225V225H227L228 228H229V230H230L229 232H231L230 234H234V232H235L236 229H235V228H233V230L231 229L233 225L230 224V222H228L229 220L226 221V219H228L229 217L224 216V215H226V214L229 215V214L234 213V215L239 216V215H240V212H238V211H240V210L242 209L241 207H243V206L240 205V202H239V200L237 199V198H240L241 195H239V196H237V197H236V196L233 197V195H234L235 193H236V195H237V194L240 192V189L242 190V188H241L242 186H239V183L235 184V182H232ZM242 180H244V179H242ZM251 180H252L253 182H251ZM9 181H10V180H9ZM15 181H16V180H15ZM27 181H28V180H27ZM67 181H69V180L67 179ZM107 181H108V180H107ZM107 181H106V182H107ZM164 181H165V180H164ZM12 182H13V181H12ZM12 182H11V184H12ZM19 182H18V184H19ZM62 182H63V180H62ZM72 182H71V184H72ZM115 182H116V181H115ZM155 182H156V183H155ZM155 182H153V183H155L154 187H155V186L157 187V182H159V181L156 179ZM214 182H215V181H214ZM224 182H225V181H224ZM226 182L228 183L229 181H226ZM226 182H225V183H226ZM236 182H237V180H236ZM238 182H239V181H238ZM260 182H261V183H260ZM4 183H5V182H4ZM109 183H110V182H108V183H106V184H109ZM146 183H148V182H146ZM151 183H152V182H151ZM160 183H161V182H160ZM169 183H170V181H169ZM211 183L213 184V182H211ZM220 183H221V181H220ZM231 183H229V184H231ZM240 183H241V182H240ZM252 183H253V184H252ZM2 184H3V183H2ZM9 184H10V183H9ZM16 184H17V183H15V185H16ZM111 184H113L112 186L115 185V184L112 183V182H111ZM148 184H149V183H148ZM216 184H218V189L221 188V185H223V187L226 185V184H224V183H222L221 185H219V183H216ZM216 184H215V185H216ZM244 184H245V183H243V185H244ZM116 185H117V184H116ZM145 185H146V184H145ZM150 185H151V184H150ZM158 185H159V183H158ZM215 185H213V187H217V185H216V186H215ZM234 185H235V186H234ZM252 185H253V186H252ZM3 186H4V184H3ZM13 186H14V185H13ZM17 186H18V185H17ZM20 186H21V185H20ZM24 186H25V185H24ZM58 186H59V185H58ZM58 186H57V187H58ZM60 186H61V185H60ZM65 186H66V185H64V188H66ZM73 186H75V185H73ZM104 186H105V185H104ZM108 186H110V185H108ZM159 186H160V185H159ZM165 186H166V185H165ZM167 186H168V185H167ZM169 186H170V184H169ZM228 186H229V185H228ZM249 186H250V187H249ZM6 187H7V186H5L4 189H6ZM9 187H10V186H8V188H9ZM22 187H23V186H22ZM22 187H19V188L22 189ZM69 187H70V186H69ZM71 187H72V186H71ZM110 187H111V186H110ZM143 187H144V185H143ZM146 187H147V185H146ZM149 187H150V186H149ZM149 187L146 188V189H148L147 192L149 191ZM151 187H153V186H151ZM154 187H153V188H154ZM181 187H182V186H181ZM213 187H211V188L213 189ZM223 187H222V188H223ZM54 188H56V187H54ZM58 188H59V187H58ZM103 188H104V187H103ZM107 188H108V187H107ZM167 188H168V187H167ZM211 188H210V189H211ZM259 188L261 189L262 192H261V191L259 192V190H260ZM12 189H13V188H12ZM24 189H25V188H24ZM67 189L69 190V188H67ZM108 189H110V188H108ZM114 189H115V188H114ZM146 189L144 188V190H142V191H146ZM156 189H157V188H156ZM182 189H183V188H182ZM223 189H224V188H223ZM236 189H239V192H238V193H237ZM258 189H259V190H258ZM18 190H19V189H18ZM25 190H26V189H25ZM25 190H24V191H25ZM61 190H62V186H61ZM61 190L58 191V190L56 189L57 193H58V192L60 193ZM80 190H81V189H80ZM80 190H79V191H80ZM102 190H103V189H102ZM104 190H106V189L104 188ZM115 190H116V189H115ZM133 190H134V188H133ZM133 190H132V191H133ZM137 190H140V189L137 188ZM150 190H153V189H150ZM256 190H257V192H255ZM20 191H21V190H20ZM20 191H19L18 193H20ZM64 191H66V190L64 189ZM75 191H77V190H75ZM75 191H73V192H74L75 194H77ZM93 191H95V190H93ZM106 191H108V190H106ZM109 191H110V190H109ZM123 191L126 192V190H123ZM123 191H122V192H123ZM127 191H128V190H127ZM134 191H135V190H134ZM142 191H139L138 194H139L140 192H142ZM180 191H182V190H180ZM204 191H205V190H204ZM211 191H212V190H211ZM14 192L16 193V191H14ZM14 192H13V194H14ZM21 192H22V191H21ZM49 192H50V191H49ZM62 192H63V190H62ZM97 192H98V191H97ZM102 192H103V191H102ZM104 192H105V191H104ZM147 192H146V193H147ZM151 192H153V191H151ZM154 192H155V191H154ZM154 192L152 193V196H153V197H154V194L160 196L158 191H157V192H158L157 194L154 193ZM192 192H193V191H192ZM202 192H203V191H202ZM207 192H208V191H207ZM227 192H228L229 194H231V195H229ZM24 193H25V192H24ZM50 193H51V192H50ZM53 193L55 194L56 192H53ZM53 193H52V195H53ZM65 193H66V194H67V193H70V194H71V192H68V191L65 192ZM78 193H79V192H78ZM100 193H101V192H100ZM107 193H108V192H107ZM110 193H112V192L110 191ZM110 193H109V196H110ZM113 193H114V192H113ZM113 193H112V195H113ZM126 193H127V192H126ZM133 193H134V192H133ZM136 193H137V192H136ZM136 193H134V195H135ZM148 193H149V192H148ZM211 193H213V192H211ZM262 193H263V194H262ZM46 194H48V192H47ZM60 194H61V193H60ZM63 194H64V193H63ZM63 194H61V196H63ZM72 194H73V193H72ZM79 194H80V193H79ZM95 194H96V193H95ZM98 194H99V193H98ZM98 194H97V195H98ZM102 194H103V193H102ZM105 194H106V193H105ZM119 194H121V192H119ZM203 194H204V193H203ZM247 194H248V195H247ZM256 194H257V195H256ZM258 194H259V195L262 194V195H263V198H262V195H260L261 197H259ZM22 195H23V193H22ZM22 195H21V196H22ZM97 195H96V196H97ZM100 195H101V194H100ZM112 195H111V196H112ZM115 195H116V197H114V196H112V197L117 198V194H115ZM129 195H131V194H129ZM129 195H128V196H129ZM150 195H151V193H150ZM150 195H149V197L152 198ZM173 195H174V193H173ZM209 195H210V194H208L207 196H209ZM214 195H215V194H214ZM217 195L220 196L219 194H217ZM222 195H223V194H222ZM16 196H18V195H16ZM25 196H30V195H28L27 193H25V195H23V197H25ZM36 196L38 197V195H36ZM65 196H66V195L64 194L63 199L67 197V196H66V197H65ZM68 196H69V195H68ZM74 196H76V195H74ZM77 196H79V195H77ZM101 196H102V195H101ZM128 196H127V197H128ZM138 196H139V195H138ZM147 196H148V194H147ZM174 196H175V195H174ZM174 196H173V198H174ZM230 196H232V198H231ZM254 196H256V197L258 196L260 199H258V197H257V200H255V197H254ZM91 197H92V196H91ZM97 197H99L100 199H102V197H100L99 195H98ZM103 197H104V196H103ZM127 197H126V198H127ZM131 197H132V196H131ZM134 197H135V196H134ZM214 197H215V196H214ZM13 198H14V197H13ZM18 198H19V197H18ZM18 198H17V200H18ZM33 198H36V197H33ZM44 198H45V197H44ZM68 198H69V197H68ZM70 198H71V197H70ZM70 198H69V199H70ZM108 198H109V197H108ZM126 198H124V200H125ZM160 198H161V197H160ZM188 198L191 199L192 197H190V195H189ZM188 198H187V199H188ZM204 198H205V197H204ZM230 198H231V199H230ZM261 198H262L263 200H262ZM14 199H15V198H14ZM23 199H24V198H23ZM25 199H26V198H25ZM27 199L29 200L30 197H28ZM27 199H26V202H27ZM47 199H48V198H47ZM78 199H79V198H78ZM96 199H98V198H96ZM100 199H98V202H99ZM130 199H131V198H130ZM139 199H140V198H139ZM139 199L136 198V200H139ZM148 199H149V198H148ZM154 199H156V198L154 197ZM233 199H235V200H234L235 202L233 201ZM252 199H253V200H252ZM36 200H37V202H39V201H38L39 199H36ZM36 200L33 199L32 201L34 202V201H36ZM102 200H103V199H102ZM109 200H110V199H109ZM113 200H114V199H113ZM126 200H129V198L126 199ZM126 200H125V201H126ZM136 200H135V199H134V201L131 200L132 202H134V203H131V204H136V203H135ZM159 200H160V199H159ZM188 200H189V199H188ZM201 200H202V199H201ZM211 200H212V199H211ZM222 200H224V199H222ZM240 200H241V198H240ZM251 200H252V201H251ZM260 200L262 201L263 205H262V203H261ZM12 201H13V200H12ZM20 201H21V200H20ZM22 201H23V200H22ZM30 201H31V200H29V203H30ZM45 201H46V200H45ZM63 201H64V200H63ZM63 201H62V202H63ZM96 201H97V200H96ZM129 201H130V200H129ZM140 201H141V200H140ZM209 201H210V200H209ZM23 202H24V201H23ZM37 202H36V203H37ZM65 202H66V201H65ZM68 202H69V201H68ZM77 202H79V201L76 200V203H77ZM102 202H103V201H102ZM102 202L100 201V203H102ZM105 202H106V201H105ZM127 202H128V201H127ZM210 202L212 203V201H210ZM232 202H233V203H237V205H236V204L233 205ZM257 202L259 203L258 206H256V203H257ZM6 203H7V202H6ZM29 203L26 205L27 207H29L28 205H31V204H29ZM36 203H35V204H36ZM72 203H73V202H72ZM76 203H75V204H76ZM81 203H82V201H81ZM110 203H113V201H111ZM115 203H116V201L114 200V204H113V205H115ZM137 203H138V201H137ZM145 203H147V202H145ZM152 203H154V202H151V204H152ZM198 203H200V202H198ZM203 203H204V202H202V204H203ZM211 203H209V204H211ZM221 203H223V202H221ZM18 204H19V203H18ZM67 204H68V203H67ZM77 204L79 205V203H77ZM82 204H84V202H83ZM86 204H87V203H86ZM102 204H103V203H102ZM106 204L108 205V203H106ZM143 204H144V203H143ZM148 204H149V202H148ZM207 204H208V203H207ZM69 205H71V208H70V206H69L68 208H70V209H72V210H76V208H75L76 205L74 206V205H72L71 203H70ZM109 205H110V204H109ZM128 205H130V204L128 203ZM136 205H137V204H136ZM140 205H141V204H140ZM217 205H219V206H217ZM248 205L246 204V206H248ZM253 205H252V206H253ZM66 206H68V205H66ZM72 206H73V207H72ZM79 206L82 208V206H84V205H81V204H80ZM85 206H86V205H85ZM141 206H142V205H141ZM144 206H145V205H144ZM20 207H21V206H20ZM22 207H23V205H22ZM111 207H112V205H111ZM125 207H126V206H125ZM146 207H148V205H147ZM146 207H145V208H146ZM180 207H181V206H180ZM196 207H201V205H200V206L197 205ZM207 207H208V206H207ZM216 207H217V208H216ZM46 208H47V207H46ZM73 208H75V209H73ZM141 208H142V207H141ZM166 208H167V206H166ZM194 208H195V207H194ZM211 208H212V207H210V209H211ZM220 208H221L223 211L228 210V211H225V212H227V213H224ZM261 208H262L263 210H261ZM6 209H7V208H6ZM9 209L12 210L11 208H9ZM77 209H79V208H77ZM147 209H148V208H146V210H147ZM177 209H178V208H177ZM196 209H197V208H196ZM196 209H195V211H196ZM207 209H208V208H207ZM237 209H239V210H237ZM144 210H145V209H144V207H143V208H142V211H143V212H146V211H144ZM167 210H168V212H169V209H168V208H167L165 211L167 212ZM199 210L202 211V209L198 208L197 211H198V212H201V211H199ZM214 210H215V211H214ZM112 211H113V210H112ZM115 211H117V209H116ZM142 211H141L140 213L137 212V214L135 215V217H136L138 214H141ZM236 211H237L238 213H237ZM261 211H262V212H261ZM4 212H5V211H4ZM8 212H10V211H8ZM55 212H56V211H55ZM117 212H118V211H117ZM148 212H149V209H148L147 213H148ZM168 212H167V213H168ZM198 212H192V214L194 213V214H196V215L198 216V214H197ZM203 212H204V211H203ZM121 213H122V212H121ZM147 213H146V214H147ZM171 213H172V212H171ZM173 213H174V211H173ZM4 214H5V213H3V215H4ZM11 214H12V212H11ZM146 214H144V215H146ZM241 214H242V213H241ZM150 215H151V218H153V217H152V213H151V214L148 213V214L145 216V218H146V217L150 218ZM220 215H223L222 218L220 217ZM4 216H5V215H4ZM139 216H140V215H139ZM139 216H138V217H139ZM153 216H154V215H153ZM52 217H53V216H52ZM223 217H224V218H223ZM0 218H1V217H0ZM11 218H12V217H11ZM11 218H10V219H11ZM191 218H194V215H193V217L191 216ZM195 218H197V217H195ZM237 218H239V217H237ZM2 219H3V218H2ZM8 219H9V218H8ZM10 219H9V220H10ZM221 219H224V220L221 221ZM230 219H231V216H230ZM239 219H240V218H239ZM3 220H5V219H3ZM136 220H137V219H136ZM218 220L220 221V223L218 222ZM231 220H232V219H231ZM236 220H237V219H236ZM205 221H206V220L204 219V221H201V222L204 223ZM216 221H217V222H216ZM234 221H235V220H234ZM234 221H233V224H235ZM2 222H3V221H2ZM7 222H8V220H5V223H7ZM0 223H1V221H0ZM135 223H136V222H135ZM137 223H138V222H137ZM137 223H136V225H137ZM217 223H218V224H217ZM1 224H2V223H1ZM202 225H204V224H202ZM225 225H224V227H225ZM237 226H238V225H237ZM160 227L162 228V226H159V228H160ZM202 227H203V226H202ZM224 227H223V228H224ZM240 227H241V226H240ZM205 228L207 229V227H205ZM205 228H204V229H205ZM11 229H12V228H11ZM115 229H116V227H115ZM171 229H172V228H171ZM12 230H13V229H12ZM159 230H160V229H159ZM221 230H222V231H220L221 234H222V232L226 231V230H223V229H221ZM231 230H232V231H231ZM239 230H240V229H239ZM242 230H243V228H242ZM208 231H212V232L209 233ZM218 231H219V230H218ZM227 231H228V230H227ZM227 231H226V232H227ZM1 232H2V231H1ZM159 232H162V231H159ZM170 232H172V231H170ZM170 232H168V235H169ZM229 232H227V233H229ZM250 232H251V233H250ZM257 232H258V231H257ZM257 232H256V234H258ZM176 233H178V232L176 231ZM176 233H175V234H176ZM208 233H209V234H208ZM238 233H239V232H238ZM241 233H242V234L244 233L243 236L246 238V240H248L249 238H252L251 235H253V234L255 233V231L252 232L251 230L249 231V229H247V231L244 230V231H242ZM160 234H161V233H160ZM170 234H171V233H170ZM178 234H179V233H178ZM195 234H196V233H195ZM207 234H208V235H211V236H207ZM221 234H220V235H221ZM235 234H236V233H235ZM242 234H241V235H242ZM14 235H15V234H14ZM166 235H167V233H166ZM172 235H173V234H172ZM176 235H177V234H176ZM241 235L235 236L234 238L238 237V239H240V238L243 237V236H241ZM164 236H165V235H164ZM174 236H175V235H174ZM180 236H181V235H180ZM231 236H232L231 238L233 239V236H234V235H231ZM177 237H178V236H177ZM207 237H208V238H207ZM212 237H211V238H212ZM244 237H243V238H244ZM161 238H162V237H161ZM164 238H165V237H164ZM166 238H167V237H166ZM179 238H180V237H179ZM205 238H206V240H204ZM16 239H18L17 236H16ZM159 239H160V237H159L158 239H153V241H151V240H150V241L153 243L154 241H156V240L158 241ZM180 239H181V238H180ZM189 239H190V238H189ZM238 239H235V240L233 241V242H236V241H237V243H236L237 246H235V244L232 245V243H231V244H230V243H229V244L226 243V244H224V245H220L219 248H215V246H214L215 249H214V248H213V249L210 248L209 250L207 249V253L204 252V253H206V254H205V255H206L205 259L208 258L209 260L206 259L207 261H204V262L201 261V262H202L201 264H203V263L206 264V262H208L207 264H210V263H209L210 261H211V263H212V258L219 257V255H222V251H224V250H225V252L227 251L226 255H233V254H234V255H242V250H241V249H242L243 246H245V245H242V244H241V243L243 242V241H242V242L240 241L241 239H240L239 242H238ZM45 240H46V239H45ZM92 240H95L94 237H93ZM243 240H244V239H243ZM16 241H17V240H16ZM126 241H128V240H126ZM157 241H156V242H157ZM187 241H188V239H187ZM46 242H47V240H46ZM63 242H65V243H61V244L58 245V246H62V244H66V243H67L66 240L63 241ZM93 242H94V241H93ZM227 242H229V241H227ZM133 243H135V242H133ZM221 243H222V241H221ZM221 243H220V244H221ZM45 244H46V243H45ZM153 244L155 245L156 243H153ZM153 244H152V247H151L152 249H154V247H155V249H156V248H159V249H158V253H161V252H162L163 255H166V254H165V253H166V252H165L166 250H163V248L165 247V245L167 244V242H166V244H165V242H162V244H164V246H162L163 248H161L160 244H158V247H156L157 244H156L155 246H154ZM47 245H48V244H47ZM90 245H91V243H90ZM103 245L106 246V247H108V249L111 247L110 245H107V244H103ZM125 245H126V248H127V246L129 247L130 244L128 243V244H125ZM104 246H103V247H104ZM123 246H124V245H123ZM149 246H150V245H149ZM153 246H154V247H153ZM182 246H183V245H182ZM227 246H228V247L230 246V248L233 247V248H231V249H233L232 252H230V250H229L230 248H228ZM147 247H148V246H147ZM211 247H212V246H211ZM56 248H57V247H56ZM58 248H59V247H58ZM58 248H57V249H58ZM100 248H101V247L99 246V253H100ZM104 248H105V247H104ZM223 248H225V249L222 250ZM95 249H96L97 252H98V248L96 247ZM108 249H106V248L103 249V252H104L103 255H105L104 257H106V254H107V251H106V250H108ZM129 249H131V245H130V248H129ZM129 249H128V250H129ZM183 249H184V247H183ZM0 250H1V248H0ZM52 250H53V249H52ZM54 250H55V249H54ZM66 250H67V249H66ZM104 250L106 251V254H105V251H104ZM110 250H111V251H108V253H109V252H113V251H115L114 249H112V247H111ZM162 250H163L164 252H163ZM228 250H229V251H228ZM55 251H56V250H55ZM63 251H65V248L63 249ZM70 251H71V250H70ZM70 251H69V252H70ZM89 251H90V250H89ZM124 251H126V250H124ZM150 251H151V250H150ZM152 251H153V250H152ZM152 251H151V252H152ZM56 252H57V251H56ZM56 252H55V255H56V254L59 255V253H56ZM65 252H66V251H65ZM69 252H68V253H69ZM173 252H174V251H173ZM0 253H1V251H0ZM73 253H74V252H73ZM90 253H91V252H90ZM99 253H98V254H99ZM113 253H114V252H113ZM115 253H116V252H115ZM147 253H148V250H147ZM153 253L155 254V251H154ZM229 253H230V254H229ZM101 254H102V253H101ZM127 254H128V253H127ZM76 255H77V254H76ZM90 255H91V254H90ZM121 255H122V254H121ZM148 255H149V254H148ZM156 255H157V252H156ZM159 255H161V254H159ZM159 255H158V256H159ZM173 255H174V254H173ZM176 255H178V254H176ZM182 255H184V254H182ZM199 255H200V254H199ZM202 255H204V254H202ZM202 255H201V256H202ZM205 255H204V256H205ZM150 256H151V255H150ZM148 257H149V256H148ZM151 257H152V256H151ZM211 257H212V258H211ZM174 258H175V257H173V259H174ZM48 259H49V258H48ZM75 259H78V257H76ZM105 259H106V260H107V259L110 260V257L107 255V258H105ZM187 259H188V258H186L185 261H187ZM215 259H216V258H215ZM215 259H214V260H215ZM218 259H219V258H218ZM51 260H52V259H51ZM103 260H104V259H103ZM106 260H105V263H106ZM157 260H158V259H156V260H154V261H156V263H158ZM200 260H201V259H200ZM235 260H236V259H235ZM107 261H108V260H107ZM112 261H113V259H112ZM174 261H176V259H174ZM227 261H228V260H227ZM230 261H231V260H230ZM233 261H234V259H233ZM233 261H232V262H233ZM239 261H240V260H239ZM80 262H81V261H80ZM110 262H111V261H110ZM188 262H189V260H188ZM188 262H185V263H188ZM192 262H193V261H192ZM197 262L200 263V261H197ZM197 262L195 261V263H192V264H198ZM228 262H229V261H228ZM232 262H229V263H232ZM235 262H237V261H235ZM235 262H234V263H235ZM53 263H54V262H53ZM78 263H79V262H78ZM81 263H82V262H81ZM100 263H101V262H100ZM153 263H154V262H153ZM156 263H155V264H156ZM173 263H174V262H173ZM229 263H228V264H229ZM107 264H108V263H107ZM212 264H214V263H212Z\"/></svg>",
  "mask_w": 264,
  "mask_h": 264
}]
</instances>
